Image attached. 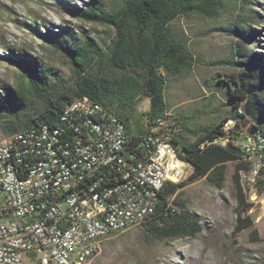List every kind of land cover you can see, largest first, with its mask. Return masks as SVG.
I'll return each instance as SVG.
<instances>
[{
    "label": "trees",
    "instance_id": "obj_1",
    "mask_svg": "<svg viewBox=\"0 0 264 264\" xmlns=\"http://www.w3.org/2000/svg\"><path fill=\"white\" fill-rule=\"evenodd\" d=\"M253 3L254 0H121L116 8L108 9L103 1L90 0L76 13L87 22L111 28L113 34L105 45L88 33L78 35L69 28L48 33L24 21L41 40L69 59L72 82L68 83L54 65L25 54L9 56L19 74L15 86L5 84L0 91V132L8 138L38 130L42 123L64 128L62 115L84 95L125 124L132 147L154 133L159 121H163L160 131L171 134L172 141L181 148V157L191 163L193 170L183 181L165 183L157 193L154 212L138 226L162 240L198 235L203 230L201 217L182 197L183 190L204 177L222 187L228 163L232 162L237 198L235 232L253 228V202L243 189L240 174L249 168L250 161L238 142L243 132L259 133L264 138V57L247 47L258 35L252 25L263 24L264 16L251 6ZM237 9V17L226 29L240 45L233 59L219 61L232 64L235 70L218 71L215 81H209L225 90L228 114L203 129L191 128L169 112L165 90L173 76L194 69L201 57L177 33L173 22L192 15L218 20ZM145 98H149L150 108L140 112L143 116H135L138 104ZM142 119L147 123L145 130H141ZM176 120L181 126L174 123ZM229 120L235 124L227 128ZM257 192H264V182Z\"/></svg>",
    "mask_w": 264,
    "mask_h": 264
},
{
    "label": "built area",
    "instance_id": "obj_2",
    "mask_svg": "<svg viewBox=\"0 0 264 264\" xmlns=\"http://www.w3.org/2000/svg\"><path fill=\"white\" fill-rule=\"evenodd\" d=\"M62 120L0 141V264H91L103 238L140 225L165 183L193 170L163 121L132 147L125 124L87 95ZM238 142L251 201L264 195V138L243 132Z\"/></svg>",
    "mask_w": 264,
    "mask_h": 264
},
{
    "label": "rangeland",
    "instance_id": "obj_3",
    "mask_svg": "<svg viewBox=\"0 0 264 264\" xmlns=\"http://www.w3.org/2000/svg\"><path fill=\"white\" fill-rule=\"evenodd\" d=\"M88 1L0 0V91L5 84H17L19 70L9 56L21 54L58 67L61 76L68 83L72 82L69 59L23 23L36 24L48 33H60L64 28L74 30L78 35L88 33L105 45L113 34L111 28L87 22L76 13L78 7ZM101 1L108 9L121 3V0ZM254 1L251 6L264 16V0ZM238 12V9L234 13L226 12L218 20L192 15L181 16L173 22L177 33L201 57L194 69L173 76L165 90L169 112L191 128L203 129L228 114L224 105L225 90L210 85L209 81H215L213 77L218 71L230 73L235 70L232 64L219 61L233 59L236 47L240 45L237 37L226 29ZM263 25L261 22L252 25L258 35L247 47L264 57ZM149 108V98L141 100L135 116H143L140 112ZM178 122L174 123L179 127ZM242 123L247 128L248 125ZM141 128H147L145 119H142ZM6 138L0 132V141ZM233 173L234 163L229 162L222 187L204 177L184 188L182 197L201 217L203 230L198 235L162 240L135 226L112 234L101 242L100 251L92 258L91 264H264V195H254L251 200L253 228L236 233L237 198ZM254 229H257L256 233ZM27 264H39V258L27 259Z\"/></svg>",
    "mask_w": 264,
    "mask_h": 264
},
{
    "label": "bare ground",
    "instance_id": "obj_4",
    "mask_svg": "<svg viewBox=\"0 0 264 264\" xmlns=\"http://www.w3.org/2000/svg\"><path fill=\"white\" fill-rule=\"evenodd\" d=\"M4 6V5H3Z\"/></svg>",
    "mask_w": 264,
    "mask_h": 264
}]
</instances>
